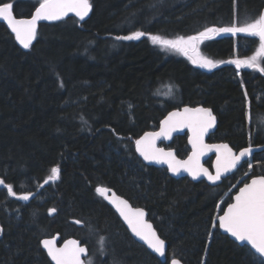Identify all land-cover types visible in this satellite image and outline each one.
Wrapping results in <instances>:
<instances>
[{
    "label": "trees",
    "instance_id": "obj_1",
    "mask_svg": "<svg viewBox=\"0 0 264 264\" xmlns=\"http://www.w3.org/2000/svg\"><path fill=\"white\" fill-rule=\"evenodd\" d=\"M2 2L13 3L18 18L38 6L36 0ZM90 2L87 22L43 24L26 50L0 22V179L17 193L0 185V264H52L42 240L57 234L88 246L85 264H259L261 258L218 226L217 213L236 192L227 196L235 176L218 187L175 180L166 169L146 166L135 142L157 130L169 111L203 105L219 120L211 143L264 146V72L224 63L255 55L258 37L213 35L202 47L218 61L212 69L150 39L243 26L259 18L264 0ZM136 31L146 35L116 38ZM172 147L181 158L190 152L186 137ZM57 165L60 178L45 183ZM253 171L250 178L264 175V151ZM99 187L147 210L168 243L167 263L131 237ZM25 194L29 200L17 198ZM97 243L101 252L92 248Z\"/></svg>",
    "mask_w": 264,
    "mask_h": 264
},
{
    "label": "snow or ice",
    "instance_id": "obj_2",
    "mask_svg": "<svg viewBox=\"0 0 264 264\" xmlns=\"http://www.w3.org/2000/svg\"><path fill=\"white\" fill-rule=\"evenodd\" d=\"M91 11L89 0H38V6L35 8L31 19H17L13 15V3L2 2L0 0V19L7 22L11 31L15 33V38L23 45L29 48L32 41L36 38L37 24L39 21H58L65 18L70 12L75 13L83 20ZM220 33H244L251 37H258L260 42L259 50L255 55L247 59H234L225 61L224 63L235 64L239 67H255L259 71L264 72V67H260L257 63L259 57H264V15L252 22H245L243 26L230 27H212L200 32L198 35L188 36L187 38L180 36L175 40H165L160 36H150L154 44H160L163 47L176 50L188 55L193 64H199L201 67L213 68L216 64L211 60L202 59L197 56L189 55V52L196 53L197 45L204 39H210L213 35ZM146 35L145 32L136 31L131 35L118 36L119 40H139ZM164 126L160 132L146 133L136 143V150L147 161H155L157 163H166L173 173L179 174L181 169L188 172L193 179L200 176H206L209 181L216 183L220 180L222 173L232 171L245 157L252 154L251 148H246L236 154L227 144H205L204 136L209 129L213 128L216 123V117L210 108H185L183 114L173 112L164 120ZM188 127L191 129L192 135V155L186 161H179L172 152H165L163 148L156 147V140L165 136L171 138V133L178 129ZM207 151H215L219 153L216 160V174L212 175L208 169L200 165L199 160ZM51 174L45 180L55 181L60 178V167L51 168ZM0 185L7 188L12 196H17L10 184L0 179ZM97 191L107 197L109 189L104 187L97 188ZM21 200H29L30 195H20L17 197ZM115 204L120 215L127 221L132 232L141 240L145 241L149 248L164 257L166 254L165 241L160 239L152 225L144 219L146 213L141 208H132L127 200L114 196L111 200ZM52 211H55L54 209ZM214 227L216 225H213ZM218 226L223 228L225 232L230 233L237 241L246 243L264 257V175L252 178L251 182H245L238 189L235 195V202L227 206V211L218 217ZM3 229L0 228V233ZM44 247L48 250L55 264H84L81 255L86 254L87 250L81 247L77 241H69L63 248L54 247V241L44 240ZM255 259V258H254ZM171 264H180L179 260H172ZM264 264V260L259 261Z\"/></svg>",
    "mask_w": 264,
    "mask_h": 264
},
{
    "label": "water",
    "instance_id": "obj_3",
    "mask_svg": "<svg viewBox=\"0 0 264 264\" xmlns=\"http://www.w3.org/2000/svg\"><path fill=\"white\" fill-rule=\"evenodd\" d=\"M89 3L91 4L90 0H89ZM33 14H34V12H33ZM33 14H32V15H33ZM92 14H93V7H92V5H91V11L88 13V15H87L83 20H81L78 16H76L75 13L70 12V13H69L65 18H63L62 20H58V21H44V20H41V21H39L38 24H37L36 38L32 41L31 46H33V45L36 43L37 39H38V33H39V29H40V26H41V25H43V24H53V23H58V22L65 21V20L70 19V18H76V19H78L81 23H85V22H87V21L91 18ZM13 15H14L17 19H31V17H32V15H31L30 17H26V18H18V17L15 15L14 8H13ZM261 15H264V9H263ZM0 22L3 23V24L8 28V30H9V31L15 36V33H13V32L11 31V28L8 26V24H7L6 21L0 19ZM224 34H231V33H220V35H224ZM16 41H17L18 45H19L22 49H25V50H26V48H24L23 45L20 44V42H19L18 40H16ZM31 46H30V47H31ZM30 47H29V48H30ZM29 48H27V49H29ZM242 67H244V66H242ZM201 107H203V108H209V107H205V106H203V105H201V106H196V107L189 106V105H185V106H182V107H180V108L173 109V110L169 111V112L165 115V117L161 120V122H160V124H159V128H158L157 130H155V131H148V132H146V133H149V132H160L161 129H162L163 127H165V126H164V123H163L164 120L167 119L168 116H169L171 113H173V112H177V113H181V114H183L185 108L195 109V108H201ZM210 109H211V108H210ZM211 110H212L213 115L216 117V123H215V126H214L213 128H211V129H209L208 132L206 133V135L204 136V143H205V144H210V145H211V144H217V145H218V144H227V145L232 149V151H233L234 153L239 154V152L242 151V150H244V149H242V150H240L239 152H237V151H236V150H235V149H234L229 143H224V142H221V143H210V142H208L209 138H210L213 134H215V132L217 131L218 124H219V120H218L217 115L215 114V112H214L213 109H211ZM146 133H144L139 139H141ZM185 135L188 136V147H189V149H190V154H189V156H188L186 159H181V158L178 156L177 151H176L175 149H173V148H170V146L172 145V143L174 142V140H175L176 137H181V136H185ZM192 135H193V133H192L191 129L188 128V127H184V128H182V129H178V130H176V131H173V132L171 133V138H170V139L167 138V137H165V136H161V137H159V138L156 140V147H157V148H163V149L165 150V152H172V153L175 155V158H176L177 160H179V161H186V160H188V158L192 155V152H193L192 143H191ZM247 148H251V149H252V154H251L250 156L245 157L243 160H241V162H240V163L236 166V168L233 169L232 171H229V172H226V173H222L220 180H218L216 183H212L211 181H209V180L207 179L206 176H200L198 179H193V177H192L188 172H185V171H183L182 169H181V171H180L179 174L173 173L172 170L168 167V165H167L166 163H157V162H155V161H151V162H150V161H147V160H145V159L140 155V153H139L137 150H136V152H137L138 157L142 160V162H143L146 166H149V167H155V168H159V169H166V170L168 171L170 177H172V178L175 179V180H180V179H182V178H188L189 180H191V181L194 182V183L204 182V183H206L208 186L216 187V186H219V185L222 183L223 179H225V178H227V177L233 175V174H234V173H235V172L241 167V165H242L243 163L249 161V160L252 158L253 155H255V154H257V153H261V152L264 151V146H259V147H258V146H251V147H247ZM245 149H246V148H245ZM218 155H219V153H217V152H215V151H207V152H205L204 155H202V156L200 157V160H199L200 165H202L203 168L208 169V171H209L212 175H215V174H216V160H217V156H218ZM212 158H214L213 169H211V168H209V166H207V162H208L209 160H211ZM255 178H256V177H255ZM250 182H251V181H250ZM250 182H249V183H250ZM107 189H109V188H107ZM236 194H238V192H237ZM236 194H235V195H236ZM113 195H114V196H117V197H120L121 199H124V200H127V199L123 198L122 196H119V195H118L114 190H112V189H109V192L107 193V197L103 196L104 199H105V201H106V202L112 207V209L116 212V214L118 215L120 221L122 222V224L124 225V227L127 229V231L129 232V234L131 235V237H132L137 243H139L140 245L144 246V247H145L150 253H152L154 256H156V257H157L162 263H167L168 243H167L163 238H161V236L159 235V233H158L157 229L155 228L153 222H151V221L149 220V213L147 212V210L144 209V208H142V207H135V206H133V205L131 204L130 201L127 200L128 203H129V205H131L132 208H141V209H143V210L145 211L146 215H145L144 219L146 220L147 223H149V224L152 225V228L155 230L157 236H158L160 239H163V240L165 241L166 254H165L164 257L159 256L158 253L154 252L151 248L148 247V245H147V243H146L145 241L141 240L138 236H136V235L132 232V230H131V228L129 227L127 221H125L124 217L120 215V213H119V211L117 210L115 204H113V203L111 202V200H112V198H113ZM235 195H234V197H233V202H232V203L235 202ZM226 211H227V208L225 209L224 212H226ZM55 212H56V211H51V215L54 216V215H55ZM220 231H221V233H222L223 235L228 236L232 241H234L235 243H237L239 246H247V247H249L250 250H251L256 256H258L259 258H261L262 260H264V257H261V256L259 255V253H256L254 249H251V246H250V245H248V244H246V243H241L240 241H237L234 237L231 236L230 233L225 232L223 228H220ZM44 240L54 241V247H56V248H63L64 245L67 244L69 241H77L78 244H79L81 247H84V248H86V250H87L86 254H82V255H81V260L84 262V264H85L87 258H88L89 255H90V252H89V248H88V246H87L86 244H84L82 241L77 240V239H75V238H69V239H66V240H63V241H62V237H61V235H60V234H57V235L54 236V237L46 238V239H43V240H42V246H43V248H44V250H45V252H46V254H47V257L49 258V260H50V262H51L52 264H55V261H53L52 258H51V256L48 255V250H47V249L44 247V245H43V241H44ZM173 260H174V259H173ZM175 260H179V259H175ZM171 261H172V260H171ZM171 261H170L169 264H171ZM179 261H180V264H184L181 260H179Z\"/></svg>",
    "mask_w": 264,
    "mask_h": 264
},
{
    "label": "flooded vegetation",
    "instance_id": "obj_4",
    "mask_svg": "<svg viewBox=\"0 0 264 264\" xmlns=\"http://www.w3.org/2000/svg\"><path fill=\"white\" fill-rule=\"evenodd\" d=\"M241 69H247L246 67H240ZM181 137H186L187 138V144H188V136L187 135H185V136H181ZM178 137H176L175 138V140L177 139ZM210 139V138H209ZM175 140H174V142H175ZM173 142V143H174ZM208 142H210L209 140H208ZM173 143H172V145H173ZM211 143V142H210ZM172 145L170 146V148H173L172 147ZM250 147V146H249ZM174 149V148H173ZM176 150V149H175ZM237 152H239L240 150H236ZM178 154V153H177ZM189 154H190V152H189ZM189 154L185 157V158H181V159H186L188 156H189ZM179 156V155H178ZM255 156H256V154L255 155H253L252 156V158L249 160V161H247V162H245V163H243L242 165H241V167L233 174V175H231V176H229V177H227V178H225V179H223V181H222V183L220 184V185H222L223 184V182L224 181H227L228 179H230V178H232V177H236L235 178V182H234V184H233V186H231V190H230V192L227 194V196L229 195V194H232V193H234V191H236L234 194H233V197H234V195L238 192V189L240 188V187H242L243 185H244V183L245 182H250L251 181V179L252 178H255V177H258V176H254V177H252V178H250V176L253 174V167H254V161H255ZM213 162H214V158H212L211 160H209L208 162H207V166H209V168H211V169H213ZM246 166V167H245ZM243 167H245V168H243ZM247 172H250L247 176H245V174L247 173ZM169 174V173H168ZM240 176H244L243 178H241ZM260 176V175H259ZM262 176V175H261ZM248 178H250L249 180H248ZM182 179H185V178H182ZM246 180H248V181H246ZM219 185V186H220ZM216 187H218V186H216ZM120 196V195H119ZM124 198V197H123ZM224 201V200H223ZM222 202V201H221ZM232 202H233V198H232ZM231 202V203H232ZM230 204V203H229ZM228 204V205H229ZM133 205V204H132ZM227 205V206H228ZM134 206V205H133ZM219 206H223V204L222 203H220V205ZM136 207V206H135ZM227 208V207H226ZM225 208V209H226ZM225 209H224V211H225ZM223 211V212H224ZM223 214V213H222ZM150 220V219H149Z\"/></svg>",
    "mask_w": 264,
    "mask_h": 264
},
{
    "label": "rangeland",
    "instance_id": "obj_5",
    "mask_svg": "<svg viewBox=\"0 0 264 264\" xmlns=\"http://www.w3.org/2000/svg\"><path fill=\"white\" fill-rule=\"evenodd\" d=\"M36 1H38V0H36ZM208 39H204L202 42H200L198 45H197V52L196 53H193V52H189V55H191V56H197V54H198V57L199 58H202V59H206V60H211V61H213V63H215L216 65L218 64V61H215V60H213L212 58H210L209 56H207L205 53H204V51H203V45H204V43L207 41ZM160 45V44H159ZM163 49H169V50H173V49H170V48H166V47H163L162 45H160ZM259 50V49H258ZM173 51H175V52H177L178 54H180L181 56H183V57H186V58H189V56L188 55H184L183 53H181V52H178V51H176V50H173ZM257 52V51H256ZM256 54V53H255ZM237 59H239V58H237ZM241 60H243V59H241ZM263 60V58L262 57H259L258 58V60H257V63L259 64V62L260 61H262ZM197 65H199V64H197ZM200 66V65H199ZM237 67V66H236ZM203 68H205V69H212V68H207V67H203ZM214 68V67H213ZM247 69H249V67H246ZM237 69H238V71H240V67L238 68L237 67ZM172 103L174 104V105H179L180 103H181V101H180V97H175V98H173V101H172ZM263 136H264V133H263ZM250 172H247L246 174H245V176H247L248 174H249ZM241 178H243L244 176H240ZM217 215H218V217L220 216V215H222V213L219 211L218 213H217ZM102 245L103 244H100L99 245V243H97L96 245H94L93 244V246H92V248H96L94 251H98V252H101L102 251ZM92 251H93V249H92Z\"/></svg>",
    "mask_w": 264,
    "mask_h": 264
}]
</instances>
